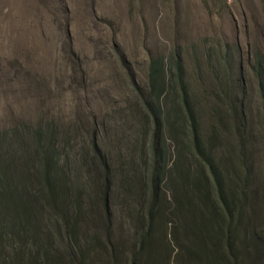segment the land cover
Instances as JSON below:
<instances>
[{"label":"rangeland","instance_id":"374dc122","mask_svg":"<svg viewBox=\"0 0 264 264\" xmlns=\"http://www.w3.org/2000/svg\"><path fill=\"white\" fill-rule=\"evenodd\" d=\"M173 51L179 55L192 111L201 134L212 143L213 156L227 160L223 139H216L210 127L220 111L215 103L222 112L233 105L236 118L241 111L245 119L243 150L253 177L240 203L242 217L234 220L239 232L232 238V250L235 264H264V135L251 71L255 56L264 57V0H0V129H19L17 136L31 145L30 131L23 132L46 126L41 140L52 136L66 155L70 188L62 185L65 214L78 217L83 211L75 240L68 239L71 247L66 249L58 237L54 241L57 264H226L228 253L221 247L200 259L192 257L193 263L184 255L180 263L178 246L193 239L180 229L171 238L167 215L161 209L156 213L161 202L154 209L157 219L150 238L136 245L132 233L136 220L147 217L140 208L145 209L152 176L147 179L146 170L153 162L148 122L141 119L138 101L149 94L147 63L160 59L167 71ZM169 101L168 95L160 97L166 106ZM166 133L160 151L164 166H170L174 149ZM175 139L180 142L181 136ZM96 149L108 170L98 163ZM21 161L15 156L11 162L18 177L28 175ZM23 174L21 180L34 186ZM104 175L108 223L96 220L100 207L98 212L90 210L102 204L98 197ZM174 177L169 171L157 177L165 203H173L169 179ZM76 191L81 192L77 213L69 204ZM226 204L225 198L219 201L214 220ZM71 253L78 262L64 259Z\"/></svg>","mask_w":264,"mask_h":264},{"label":"trees","instance_id":"16d2710c","mask_svg":"<svg viewBox=\"0 0 264 264\" xmlns=\"http://www.w3.org/2000/svg\"><path fill=\"white\" fill-rule=\"evenodd\" d=\"M167 63V71L164 70L160 59H153L147 63L146 80L149 94L147 97L140 96L138 101L141 119L148 122L147 144L151 148L153 162L146 170L149 172L146 178L152 176L147 180L149 194L145 209L140 208V211H147V217L143 220L145 224L142 226L141 219H137L134 228L136 245L146 242L152 220L157 219L154 217V209L158 202H161V211H165L164 214L167 213L170 223H173L172 234L180 229L193 239V242L189 241L187 245L184 243L178 246L181 250L180 255L178 254L180 263L185 261L184 255L188 257L189 262H192V257L196 258L198 255L200 259L206 255V242L213 238L217 246L227 251L229 264L235 262L236 258L231 250L232 237L234 233L239 232L234 220L239 221L242 217L243 207L240 203L246 196L249 178L253 177L248 156L243 150L246 143L245 119L240 116L241 111L237 112L236 118L233 105H226L227 110L222 112L220 104L215 103V109L220 111L215 114V119L211 120L210 127L216 139L219 136L223 139L222 148L227 155V163L217 159L212 155V143H208V137L201 134L197 116L192 111V97L187 83L183 80L179 55L173 51ZM251 71L254 72L256 79L260 104L259 122L264 135V57L255 56ZM229 93L227 89L228 96ZM215 94L218 98L219 96L227 98L224 93ZM162 95L170 97L168 106L160 102ZM142 109L147 115L141 112ZM225 128L228 129L227 132L224 131ZM165 130H168L166 135L172 141L174 149V160L170 166H164L160 151ZM28 131L30 134L27 135L33 138L31 145L17 136L22 133L19 129L17 131L14 128L0 129V264H57L59 259L52 255V252L56 251L54 241L58 237L66 249L71 247L68 239L75 240L77 222L83 211L78 217L65 214L68 203L63 200L62 185H68L69 188L70 185L64 149L54 144L52 136H49L47 141L41 140V133L47 131L46 126L29 127L23 134ZM178 135L181 136L180 142L175 139ZM15 156L22 158L24 173L28 174L19 175L23 174L22 178L27 181L31 179L33 184L28 182L34 186L26 185L20 176H15L16 172L11 166ZM95 156L103 170H108L103 155L97 149ZM68 157L73 160L72 154H68ZM181 162H185L186 167L190 168L189 172L181 168L183 166ZM189 162L191 165H187ZM67 167L69 168V162ZM166 171L170 172V176H175L169 179V182L172 181L170 182L172 204L165 203L157 186V177ZM106 190L107 177L104 175V181L100 186L101 199L98 197L102 204L90 208L91 212H98L100 207L101 213L96 216V220L100 217L101 223H108L109 219L105 207ZM80 193L76 191V197L72 193L73 201L69 202L76 213L81 203L78 198ZM223 198L227 199V204L217 214L218 220H214L213 217L216 215L214 213ZM60 230L64 232L61 234ZM193 245H199L201 248ZM77 251L82 255L80 247ZM135 251L142 252V248H136ZM74 255L71 253L70 257L64 259L68 263H74L73 260L78 262V256L73 259ZM134 258L135 253L132 252L131 260ZM79 259L81 260V256Z\"/></svg>","mask_w":264,"mask_h":264},{"label":"clouds","instance_id":"9594fccd","mask_svg":"<svg viewBox=\"0 0 264 264\" xmlns=\"http://www.w3.org/2000/svg\"><path fill=\"white\" fill-rule=\"evenodd\" d=\"M161 209V208H160ZM162 210V209H161ZM163 212V214L165 213V211H162ZM156 213H159V212H156ZM165 215V214H164ZM166 215H167V221L168 222H170L169 221V216H168V214L166 213ZM143 220H145V219H142L141 220V223H142V226H144V224H145V222H143ZM137 221V220H136ZM171 224V228L169 229V231H170V235L171 236H173V234H172V226H173V223H170ZM137 225V223L134 225V227H133V235H134V232H135V230H134V228H135V226ZM163 226H164V228H165V230L167 229V223L166 224H163ZM152 227H153V220H152V225H151V229H150V233H151V230H152ZM167 231H168V229H167ZM234 236V235H233ZM150 238V234L148 235V237H147V239H149ZM172 239H173V237H171ZM233 238V237H232ZM174 240V239H173ZM135 242H136V238H135V240H134ZM212 241L214 242L213 244H212ZM207 244H209L210 245V248H207ZM232 245H233V242H232ZM217 248H219V246H217V244H216V242L213 240V238H210L207 242H206V250L208 251V252H210V250L211 249H213V252H215V250L217 249ZM231 250H232V247H231ZM206 251V252H207ZM177 253V251L174 253V254H176ZM232 254H234L235 255V253L233 252V250H232ZM236 257V256H235ZM235 261H236V258H235ZM224 263H226V264H228L227 263V259H226V261L224 262ZM229 264H235V262H232V263H229Z\"/></svg>","mask_w":264,"mask_h":264}]
</instances>
